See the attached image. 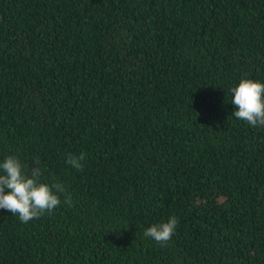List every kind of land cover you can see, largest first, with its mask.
<instances>
[{
    "label": "trees",
    "instance_id": "1",
    "mask_svg": "<svg viewBox=\"0 0 264 264\" xmlns=\"http://www.w3.org/2000/svg\"><path fill=\"white\" fill-rule=\"evenodd\" d=\"M242 78L264 83V0H0V161L39 158L72 198L0 209V264H264ZM173 216L166 246L144 236Z\"/></svg>",
    "mask_w": 264,
    "mask_h": 264
},
{
    "label": "clouds",
    "instance_id": "2",
    "mask_svg": "<svg viewBox=\"0 0 264 264\" xmlns=\"http://www.w3.org/2000/svg\"><path fill=\"white\" fill-rule=\"evenodd\" d=\"M231 103L238 110L233 115L246 121L252 127H264V83L259 80L242 78L233 87ZM85 155L68 153L65 162L76 170H83ZM40 159L33 166L22 163L15 155H8L0 161V209L10 211L22 223L51 213L63 203L71 206V194L59 182H46L42 179L45 169L40 167ZM178 220L175 216L167 222L154 224L144 231V236L153 239L161 246L171 240Z\"/></svg>",
    "mask_w": 264,
    "mask_h": 264
}]
</instances>
